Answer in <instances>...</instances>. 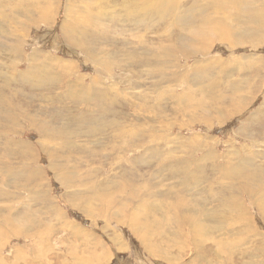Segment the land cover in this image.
Listing matches in <instances>:
<instances>
[{
  "label": "rangeland",
  "instance_id": "rangeland-1",
  "mask_svg": "<svg viewBox=\"0 0 264 264\" xmlns=\"http://www.w3.org/2000/svg\"><path fill=\"white\" fill-rule=\"evenodd\" d=\"M63 1L66 3L67 0H53L54 3L60 2V6ZM171 1L175 5L176 16L167 19L168 27L178 31L180 35L186 36V30L182 27L177 17L181 0ZM191 1L201 2L202 0ZM68 4L76 10H84L86 6H90L97 11L104 10L106 7L113 9L117 14H120L122 11L121 6L118 4V0H68ZM63 9L59 8L57 11L56 22L54 24L42 23L38 28L30 27L27 31L24 30L25 32L22 35V39L25 40V45L23 44L22 50L15 55L22 56L20 58L21 64L14 63L13 67H5V69L12 72L15 70L14 68L18 66L21 70H26V63H28L26 59L28 56L36 53L34 48L40 49L50 57L60 59L59 62L53 65L55 80L52 82L56 84L55 88L38 87L23 81L15 83V86L17 84V87L20 89L24 88L25 90L23 92L27 94L21 96L24 106L26 100H31V104L34 105L30 112H33L35 115H42L41 122H45L44 119H46L52 124V127L64 130L63 132H65V134L70 130H72L70 131L71 133L84 130L87 131V129L94 130L96 127L97 129L102 128V124L104 123V128L109 131L110 135L107 136L109 133L106 131V134L99 136V139L88 133H81L82 136L80 139L72 136L71 139L73 138L72 141L74 144L79 141L78 145L77 143L75 144V149L72 148L74 151L77 150L76 154L68 158H61L56 155L53 156L56 158H52L50 157L49 150L41 145H50L51 147L62 145L64 150L62 152L68 154V148L63 145V142L68 143V138H59L56 139L57 141L55 140L56 142L49 140L47 135H43L42 132L39 133L38 130L31 127L27 122L28 118L24 117L22 114L20 115L21 118L16 116L20 122L19 129L8 127L6 131V127H0V191L2 193V195L0 194V210H3L0 213V219L4 217L7 231L14 220H16L14 224L20 225L21 227L18 228L22 229L21 231L17 230L16 233L14 229L11 232L8 231L5 233V237L0 239V244L2 246H0V264H58V259L62 260L63 258L62 261L64 264H264V214H260V209L264 208V158L262 159V157H264V69L261 74L259 75L258 73L256 77L255 73L251 71L254 67L243 64L241 60L235 61L240 62L243 68L236 70L233 67L228 70V78L225 79L230 80V83L234 84V87L237 86L240 95L227 96L229 97V101L233 99L234 102L238 104L240 111L237 110L238 112L235 111L228 116L223 112L217 115L210 113L208 114L207 122L201 121L199 123L198 121L190 124V118L182 112L178 115H172L173 108H179L182 104V95H179V93L183 88H181L180 81L166 82L157 87L153 85L150 88L151 83L157 82L158 80L146 76V65L142 62L143 56L149 54L151 51H159L162 58L165 60L163 53L165 42L158 43L156 33L154 32L158 27V22L155 19L147 20V28L137 29L135 31L132 38L136 41H146L147 44L144 46L138 45L132 49L128 48L133 43L131 42V37L129 36L128 40H125L123 37V35H131V33L125 32L119 35L117 28L106 27L105 30H98L93 37H102L103 33L106 32V37H114L113 40L115 44L111 42L105 49H102L100 54H103L105 57L109 54L112 58L117 57L120 54V50L118 46L115 47V45H125L124 51L130 52L129 54H131L134 62L125 65V68L124 66L113 65L111 71L108 72L110 75L102 79L101 85L103 87L119 83L117 86H119L120 89H126L128 92H126L127 94H125V96L113 94L108 95L106 99H97L90 96V98L86 97L87 100L84 97V92V95H81V86L93 82L96 89L99 87L100 82L93 78L99 69V65L97 64L96 69H94L95 66L92 65L93 63L89 62L91 59L90 53L79 49H71L62 42V35L59 32L58 23L64 18ZM117 18L118 20L116 22H119L125 29L132 27V21H126L121 15ZM262 31L263 32L256 33L252 36L248 34L246 36L247 38H244L245 41L242 46L238 48L233 47V53L230 51L231 48L227 43L217 42L213 44L212 42L209 50L205 54L188 58L180 56L174 57V63L168 62V64L164 66V71L171 72L180 70L181 67L177 64L180 62L185 63L187 66H192L193 64L205 66L216 59H232L233 57L242 55L244 60H247L246 58L249 57L248 59H251L253 64L254 58L258 56L263 59L262 62L264 64V29H262ZM117 36L119 38H117ZM5 38V35L2 34L0 47L5 43ZM253 42H257L255 47L252 45ZM105 51H107V54H105ZM125 69L127 70L126 74L129 76L120 75V72L125 73V71H123ZM130 70L132 73H130ZM67 72L73 73L74 75L69 77L68 74L67 78L61 80L62 77L65 76L63 74L61 75V73ZM112 72L113 77L111 74ZM135 73L138 74V77L135 76ZM15 74L19 75V72ZM218 74L217 70L214 71L212 78H216ZM78 76H84V80H80ZM119 77H122L121 81L118 80ZM0 78V89L7 88L6 84L2 85L1 80L3 77ZM71 78L72 81L76 82V88H79L78 91L67 89L66 83H68ZM129 78L132 79L133 83ZM112 79L116 80L113 81ZM117 80L119 82H117ZM61 81H63L64 84ZM143 82H146V84L144 85ZM13 89L15 90V88ZM158 91L165 92L161 99L158 96ZM94 93H92V95ZM0 95L2 94L0 93ZM137 95H139V99ZM143 95L146 96V99H144L145 97ZM46 96L49 97V99H47ZM195 96L209 104H214L217 101L214 95ZM113 98L116 102L112 100ZM89 99H92V101L90 102ZM103 103H105L106 109L101 108L104 107L101 105ZM98 104H100L101 107H97L96 105ZM160 110L165 115V119L159 117L158 112ZM94 116L100 117L98 122H94ZM134 118L135 120H132ZM79 120H81V122H79ZM113 120L125 124L124 128L127 130H131V127L133 128L140 124L139 129L141 136L138 138L137 142L135 144L128 142L126 139L122 138L123 134L121 132L117 133L114 131L113 127L110 128L109 125L107 126L106 123ZM75 122H77L78 125L77 123L75 124ZM82 122H87L88 124L85 126V123L82 125ZM136 122H138V124ZM126 123L128 125H126ZM80 126H83L84 129ZM129 127L130 129H128ZM8 131H10V133H8ZM115 135L119 137L115 142L117 144L114 146L113 142L105 141V144H98L97 142V140L103 139V137H115ZM7 137L11 139L14 138L13 140L16 141H23L30 145L31 148L30 146L28 147L29 151L35 152L34 157L37 154L35 159L27 161L21 158V161H16L15 158L10 159L3 157L5 154H8L9 150V147L6 145ZM37 142L40 143V145ZM34 143L37 144V146ZM75 145L68 147H74ZM24 147H26V145H24ZM82 147H86L93 151L91 152L87 149L83 153V151H80ZM145 148H149L151 151L147 154H143ZM79 151L81 153H79ZM252 152L253 154L250 156ZM254 152H256V154H254ZM104 153L106 155H118L122 157L123 160L117 159L115 161L112 157L103 158ZM259 153H262L263 156L261 157ZM79 155H82L80 160H84V162L77 159ZM140 156H143V159L138 160L136 162L137 165H135V167L133 166V168L128 161L129 158ZM249 156L253 161L247 160ZM1 158H4V160ZM100 158L102 161H100ZM87 159H90V161ZM125 159H127L126 161L130 164L126 163ZM160 159L186 161L184 165L175 163L176 167L183 169L186 167L185 164H190L189 171L190 169L191 171H195L199 180L198 191L203 192L209 188L213 192L212 199H214V201L212 204L214 208L219 209V204H224L229 214H232V208L241 204V208L248 214L244 227L242 224L238 225V223H236L235 225L233 223L235 226L232 229H228L222 222L217 221V219L221 217L219 216L215 220L213 235L210 238L200 237L198 240L197 236H195L197 229H192L193 225L185 223L181 227V234L175 235L176 240L161 244V252L163 254L161 257L156 259L147 253L141 238L132 234V227L127 222V218L129 214L133 212V209H135L139 210L138 212L142 213L151 221L154 216L136 207L138 201L147 199L150 203H146L151 207L154 204L152 193L156 188L158 191L166 190L168 192L169 190V192H171L173 190L168 186L171 183V179L168 177V175H172L171 170L165 171L166 174L162 172L163 175L157 170L156 165L164 164L168 166L174 163L168 161H155ZM86 160L88 162H86ZM51 161H54L52 162L53 164H51ZM149 161H152L151 164H146ZM63 163H66V168H64L63 171H68V167H71L75 168L74 170L76 172L69 175L67 172V174L62 176L63 173H61L59 166H62ZM54 164L58 166H54ZM121 164L124 165L123 168L126 171H123L124 169ZM129 166H131V168ZM80 168L81 170H79ZM131 169H135V172L132 171L131 173ZM37 170H40V173L32 176ZM94 171H98L97 176L91 174V172ZM145 171H147V173ZM172 171L178 174L174 170ZM88 173H90V177L86 176ZM107 173H109V177ZM110 173L114 175H112V178ZM150 173H153V175ZM129 174H134L135 176H132L135 177V179ZM137 174L139 177L142 175V179L138 178ZM128 175L132 182L129 181ZM84 177H86V179ZM104 178H106V181ZM115 178L118 180H115ZM221 180L225 183H218L217 185V182ZM115 181L123 182L122 184H124V186L128 185V189L126 188L127 190L133 187L134 190H138L139 193L149 192L151 194L145 196L144 199L143 197L136 199L137 202L133 205L134 207L131 202L127 204L126 207L118 203L115 209L112 207L110 211L105 214V212L100 210V204L98 202L94 203L93 194L95 191L96 194L99 189L101 190L99 186L104 183H106V185H112L113 189H115L113 185ZM164 181L165 183H163ZM89 182H96L97 187L93 188L96 190H88V188H91V183ZM140 182L142 184H140ZM149 185L151 187H147ZM157 185L162 186L161 188L163 190H161L159 186L156 187ZM80 188L82 189L81 193L86 192V196L80 198L81 205L78 201L79 198H77L78 189L81 190ZM214 189L216 190L215 192ZM176 190L177 191L173 190L172 193L179 192L178 189ZM215 193H217L216 198L214 197ZM209 194H211L210 191ZM127 195V193L121 194L122 197H125V200L121 198L123 202L128 198ZM181 195H183V197L180 199L185 204L187 203L191 207L195 206V204L201 205L197 203L191 191H185V193ZM225 197H228V200ZM28 202L29 204L32 202V205L25 208L24 205ZM87 206H94L95 208L89 207L87 210H84ZM96 207H98V209H96ZM119 207L123 208V214L118 212ZM26 209L31 212L29 215ZM96 210H98V212ZM150 212H152V208ZM133 213L134 216L136 212ZM205 222L206 221H204V223ZM207 224L209 225L210 222L207 221L205 225ZM76 226L78 228L80 227L82 229L81 232L83 234L85 233V235L81 233L78 236V231H76L78 228L76 229ZM240 227H243L242 238L241 241L236 242L237 244L235 243V247H233L234 244H232L231 247L228 243L220 242L221 239H238L241 235ZM25 230L26 232L38 230L39 234L32 239L26 236V233H24ZM9 232L11 235L8 234ZM72 232H74V234ZM22 233L25 234V236H22ZM167 233L170 232L167 231ZM168 238L172 239V233L169 234ZM84 240L87 242H84ZM197 240L199 243L198 245L196 242ZM35 241L37 243H35ZM153 241L160 243L159 241ZM175 241L179 243L183 241L184 247H177L174 244ZM19 253L20 257L24 253L21 259L15 257V255ZM100 253L104 255L103 259L97 260L100 258ZM91 254L93 258L89 257Z\"/></svg>",
  "mask_w": 264,
  "mask_h": 264
},
{
  "label": "bare ground",
  "instance_id": "bare-ground-1",
  "mask_svg": "<svg viewBox=\"0 0 264 264\" xmlns=\"http://www.w3.org/2000/svg\"><path fill=\"white\" fill-rule=\"evenodd\" d=\"M59 3L60 2L54 3L53 0H3V1L0 0V21H3V22H0V31H1L0 32L1 33L0 39H1L2 34H4L6 37L5 38L6 40H4L5 43H3V46L0 47V77H3L1 80L2 85L3 84L7 85V88L0 89V93L2 94V95H0V127L1 128L6 127V131H7L8 127H15L17 129H19L20 122L18 121V118H16V116H19L21 118L20 115L22 114L24 117L28 118L27 122L31 127L38 130L39 133L42 132L43 135H47L49 140L56 142L57 141L56 139L63 138V137L68 138V143L63 142L64 147L68 148V151H67L68 154L62 152V151H64L62 145L55 146V147H51L50 145H41L44 148H47V150H49L50 157H52V158H56V157H53L54 155L59 156L61 158H68L71 155L76 154L77 150L74 151V149L76 147L75 144L77 143V145H78L79 141L74 144L72 141L73 138L71 139L72 136L74 138L80 139L82 136L81 133H85V134L88 133L89 135L98 137V139H99V136H101L102 134H106V131H108V130H105L104 123H103L102 128L97 129V127L95 126L96 129H94V130L87 129V131L84 130L81 132L77 131V132H71V133H70V131H72V130H70V131H68V133L65 134V132H63L64 130H59V129H55L54 127H52V124L49 121H47L46 119H44L45 122H41L40 121L42 119L41 114H40L41 116H39V115L33 114V112H30V110H32V107L34 105V104L33 105L31 104V100L30 101L26 100L25 106H24V103L22 102L21 96L27 95V94H25L23 92L25 90L24 88H21L22 89L21 90L19 87H17V84L15 86V83L18 81H20V82L23 81L25 83L27 82V83H30L31 85L38 86V87L41 86V87H45V88H48V87H54L55 88L56 84H54L52 82L53 80H55V75H54L55 71L53 70V65H55L56 62H59L60 59L50 57L49 55H46L45 52L41 51L40 49L34 48V51L36 53L28 56L26 59V61L28 62V63H26L27 64L26 70H21L18 66H16V68H14L15 70H13V71L11 70L12 72L7 71L5 69V67H9V68L11 66L13 67L14 63L15 64L16 63L21 64L20 58L22 56H15V55L22 50V46L25 43V40L22 39V35L25 32L24 30L27 31L30 27H37L38 28L42 23L43 24H54L56 22V13L59 10V8L60 9L64 8L63 9L64 10V18H62L60 23H58L59 32L62 35V37H61L62 42H64V44L68 45L71 49H79L81 51L90 53L91 59L89 60V62L93 63L92 65L95 66L94 69H96L97 64L99 65V69L93 78L95 80H97L98 82H100V85L96 89L93 82H91L88 85L83 84L81 86V95H84V93H85V96H84L85 98L86 97L90 98V96H91L92 98L94 97L97 99L98 98L106 99V98H108L107 97L108 95H113V94H116L118 96L119 95L125 96V94H127L126 92H128V91L126 89H120V87L117 86V84H119V83H117L116 85L111 84L110 86L106 85V86H103L104 87L103 88L101 85L102 79L105 78L106 76L110 75V73H108V72L111 71V68L113 67V65H115V66L118 65L121 67L124 66V68H125L126 67L125 65H129V64L134 62L131 54H129L130 52L128 53L126 50L124 51L125 45H123V46H119L118 44L115 45V47L118 46V48L120 50V54L117 57L112 58L110 54L105 57L103 54H100L102 49H105L108 46V44H110L111 42H113L112 44H115L114 40H113L114 37L108 38V37H106V32H104L102 37L95 38L93 36L96 34V32L98 30H105L106 27H111V28H115V29L117 28L119 35H121L122 33H125V32L131 33V35H123V37L125 38V40H128L129 36L131 37V40H132L131 42H133V43L128 48L132 49L135 46H138V45L144 46L147 44V42L143 41V40L142 41L134 40L132 38V36L137 29L147 28V26H148L147 20H152V19H155L158 22V27L154 31L156 33L157 42L158 43L165 42V48L163 51L164 56H165V60L162 58L161 53L159 51H151L149 54L142 57V62L146 65V76L148 78L151 77L152 79L155 78L158 80L157 82H152L150 88L153 85L155 87H157V86H160L161 84L166 83V82L170 83V82H176V80H179L181 83L180 84L181 88H183L179 93V95H182V104L179 108H173L172 115L173 114L178 115L180 112H182L183 114H185L187 117L190 118V120H189L190 124H193L194 122H198V121H199V123L201 121L207 122L208 121V114H210V113L217 115L218 113L223 112L226 116H228V115H231L235 111L240 109L238 104L235 103L233 99L229 101V97L227 96V95H240L238 93L237 86L234 87L233 86L234 84L230 83V80L225 79V78H228V75H227L228 70L232 69L233 67L236 70H240L243 68L241 66L240 62H235V61L241 60V62L243 64L254 67L253 69H251V71L253 73H255L256 77L258 76V73L260 75L262 70L264 69V64L262 62L263 59H261L260 57L257 56V58H256L254 56L255 58L253 60V62H254V64H253L251 59H248L249 58L248 56L245 55L248 58H246L247 60H244L243 55H242V56H238V57H233L232 59H224V58L216 59V60L212 61L209 65H205V66L194 65V64L192 66H187V65H185V63L180 62V63H177L179 65V67H181L180 70H174L171 72H165L164 71V66L166 64H168V62L174 63V57H176V56L188 58V57H193V56H197L200 54H205L209 50L212 42H213V44L217 43V42L218 43H220V42L227 43L231 48L230 51L233 53L234 52L233 47L238 48L239 46H242L244 44L243 42L247 38L246 36L248 34L252 36L256 33L263 32L262 29H264L263 28L264 27V0H202L201 2H192L191 0H181V4L179 6V12H178L177 17H178V20H179L180 24L182 25V27L186 30V33H185L186 36H184V35L182 36V35H180V33L178 31H175V30L168 27L167 19L169 17H175L176 16L175 5L171 0H118V4L121 6V9H122L120 14L115 13L113 11V9L108 8V7H106L104 10H101V11L94 10L90 6H86L84 10H76L71 5L68 4V0L66 1V3H65V1H63L61 6ZM54 9H55V11H54ZM120 15L123 16V18L126 21H130V22L132 21V27L125 29L123 26H121V24L119 22H116L118 20L117 17ZM2 23H3V25H2ZM48 26H51V25H48ZM18 30H20V31H18ZM117 38H119V37L117 36ZM25 39H27V38H25ZM252 45L255 47L257 45V42H253ZM105 54H107V51H105ZM127 60H129V61H127ZM183 69H184V71H183ZM216 70L219 74L216 78H212V74ZM123 71H125V73L120 72V75L129 76L126 74V71H127L126 69ZM16 72H19V75H16L15 74ZM20 73H21V76H20ZM130 73H132V71ZM62 74L65 76H63L61 80H63V78H67L68 74H69V77L74 75L73 73H68V72L67 73H61V75ZM111 74L113 77V72ZM56 76H58V75H56ZM135 76L138 77V74L135 73ZM238 76H239V74H238ZM147 77H146V79H147ZM78 78L80 80H84V76H78ZM79 79H77V80H79ZM121 79H122V77L118 78V80H120V81H121ZM130 79L131 78H129V80ZM115 80H113V81H115ZM118 80H117V82H119ZM61 82L63 83V81H61ZM131 82H132V79H131ZM112 83H114V82H112ZM143 84L145 85L146 82L145 83L143 82ZM114 85L117 86L118 88L115 87ZM140 86H141V84H140ZM66 87H67V89H74L75 91L79 90V88H76V82L72 81V78L69 79L68 83H66ZM13 88H15V90ZM134 90H136V89H134ZM92 93H94V94L92 95ZM132 94H133V92H132ZM158 94H159L158 95L159 98L161 99L162 95H164L165 92L164 91H158ZM195 95H214L216 97L217 101L214 104H209L206 101L197 98ZM132 96H134V95H132ZM144 97H145L144 99H146V96H144ZM46 98L49 99V97H47V96H46ZM137 98L139 99V95H137ZM112 100L115 101L114 98ZM121 100H123V99H121ZM89 101L91 102L92 99H89ZM96 103H97V101H96ZM101 105L104 107H101ZM101 105L98 104L96 106L101 107L103 109L107 108L105 106V103H103ZM117 108H118V106H117ZM41 111H42V109H41ZM109 111H111V110H109ZM94 112H95V110H94ZM158 114H159L160 118H162V119L166 118L161 110L158 112ZM84 115H85V113H84ZM99 115H102V114H99ZM107 115H108V111H107ZM61 118H62V116H61ZM88 118H89V116H88ZM91 118H92V116H91ZM99 118L100 117H98V116L95 117L94 122H98ZM132 120H135V118ZM77 122H78V120H77ZM77 122H75V124ZM79 122H81V120H79ZM83 123H85V122H82V125H83ZM105 123H106V121H105ZM136 123L138 124V122H136ZM86 124H88V123L86 122L85 126H86ZM106 124H107V126L109 125L110 128L113 127L115 132H117V133L121 132L123 134L122 138L126 139L128 142H130L132 144H135L137 142L138 138L141 136L140 129H139L140 124L137 125L138 128H137V126L136 127L134 126L133 128L131 127V130L125 129L124 128L125 124H123L120 121H114L113 120V121H110ZM77 125H78V123H77ZM89 125H90V123H89ZM126 125H128V124L126 123ZM95 127H93V128H95ZM89 128H91V127H89ZM72 129H74V128H72ZM83 129H84V127H83ZM128 129H130V127ZM8 133H10V131H8ZM108 133H109V131H108ZM108 135H110V133L107 134V136ZM118 137L119 136L115 135V137L109 136V137H103V139L101 138L100 140H97V139L96 140H97L98 144L99 143L105 144V141L113 142L114 143L113 146H114L117 144L115 142L118 140ZM13 139H11L9 137L6 138V145L9 147V150H8V154H5L3 157L10 158V159L15 158L16 161H21L20 160L21 158L26 159L27 161L35 159L37 154L34 157L35 152L29 151L28 147L30 145L26 144L23 141H16ZM90 139H91V137H90ZM65 140H67V139H65ZM93 140H95V139H93ZM59 142H60V140H59ZM61 142H62V140H61ZM95 142H93V143H95ZM38 144L40 145V143H38ZM24 145H26V147H24ZM35 145L37 146V144H35ZM73 145H75V146L74 147H68V146H73ZM85 145H87V144H85ZM30 148H31V146H30ZM72 148H74V149H72ZM87 149L88 148H86V147H82V149H80V151L81 152L83 151V153H84ZM91 149H93V148H91ZM102 149H104V148H102ZM102 149H101V151H102ZM88 150H90V149H88ZM80 151H79V153H81ZM149 151H151V149L145 148V152H143V154H147V153H149ZM252 154H253V152L250 154V156ZM254 154H256V152H254ZM259 154H258V156H259ZM260 155H261V157L263 156L262 153ZM81 156L82 155L77 156V159L80 160ZM250 156L247 160L253 161V159ZM105 157H112L113 159H115V161L117 159H119L121 161L123 160V158L118 156V155H109V154L106 155L104 153L103 158H105ZM263 158L264 157H262V159ZM1 159L4 160V158H1ZM142 159H143V156H140V157L131 158V159L129 158L128 161L131 163L132 167L133 166L135 167V165H137L136 162L138 160H142ZM87 160L90 161V159H87ZM87 160H86V162H88ZM126 160L127 159H125V161ZM80 161L84 162V160H80ZM100 161H102L101 158H100ZM105 161H107V160H105ZM128 161H126V163L130 164ZM155 161H162V162L168 161V162L174 163V164H169L168 166H166L164 164L156 165V166H157V170L161 173L162 172L164 173L165 171L171 170L172 175H168L169 179H171L170 180L171 183L169 182L170 184L168 183L169 184L168 186H170L169 188L173 189L174 191H177L176 189H178L179 192L178 193H172L173 190L171 192H169V190H168V192L166 190H164L166 192L158 191L156 188V190L152 193L153 194L152 195L153 196V203H154L153 206L150 207L148 205V203H146V202H149V200H147V199L138 201V203L136 204V207L141 208V209L145 210V212H149L152 214V216H154L151 221L146 216H144L142 213L138 212L139 210L133 209V212H136V214L134 216H133V214H134L133 212H131L129 214V216L127 218V222L132 227L131 232L135 236L141 238V240L144 244V247H146L147 253H149L150 255H152L156 259L161 257L163 255L161 252V244H163L167 241L173 242V240H176L175 235L181 234V230H182L181 227L185 223L193 225L192 229H197V233L195 234V236H197L198 240L200 237L210 238L213 235L214 228H215V220L219 216H221V217L218 218L217 221L222 222L225 225V227L228 229H232L236 225V223H238V225L242 224V226L244 227L248 214H246L247 212L241 208V204H238L232 208V210H231L232 214H229V212H228V210L224 204H219V207H220L219 209L214 208V206L212 204L214 201V199H212V193L213 192L209 188L203 192L198 191L199 190V183H198L199 180H198V177H197L195 171H191V169L189 171L190 164L189 165L185 164L186 165L185 169L178 168L175 165V163L176 164L181 163V165H184V163L186 161L184 162L182 160H165V159H163V160L160 159V160H155ZM52 162H54V161H51V164H53ZM151 162L152 161H149L146 164L150 165ZM65 164L66 163H63L62 166H59L61 169V173H63L62 176L67 174V172H68V175L73 173V172H76L74 170L75 168H71L68 166H67L68 171H63V169L66 168ZM124 164H125V162H124ZM109 165H112V164H109ZM54 166H58V165L54 164ZM123 166L124 165H122V168H123ZM178 166H179V164H178ZM79 167H81V166H79ZM129 167L131 168V166H129ZM130 168H129V170H130ZM113 169H115V168H113ZM79 170H81V168ZM134 170L131 169V173ZM172 170H174L178 174L174 173ZM110 171L112 172L111 169H110ZM123 171H126V170L124 169ZM139 171H140V169H139ZM147 171H145V172L147 173ZM83 172H84V170H83ZM113 172H114V170H113ZM39 173H40V170H37L32 174V176H35V174L37 175ZM97 173H98V171L91 172V174H94L96 176H97ZM139 173H141V172H139ZM108 174L109 173H107V175ZM150 174L153 175V173H150ZM165 174H166V172H165ZM89 175H90V173H88V175H86V176L90 177ZM112 175L113 174H111V178L114 176V175L113 176ZM129 175H131V174H129ZM129 175H128V177H129ZM132 175H134V174H132ZM108 177H109V175H108ZM121 177H124V176H121ZM137 177L141 178L142 175L139 177L137 174ZM84 178L86 179V177H84ZM133 178L135 179V177H133ZM152 178H154V177L152 176ZM79 179H81V178H79ZM163 179H165V178H163ZM104 180L106 181V178H104ZM112 180H114V179H112ZM115 180H118V179L115 178ZM172 180H173V182H172ZM129 181L132 182V180H130V177H129ZM129 181H127V182H129ZM155 181L157 182L156 179H155ZM89 183H91V182H89ZM122 183L119 181H115L114 184L111 183L114 185L115 189H113L112 185H106V183H104V184H101L99 186V188H101V190L99 189L96 194H95L96 191L94 192V194H93L94 203L98 202L100 204L99 205L100 210L105 212V214H107L112 207H113V209H115V206L118 205V203H121L126 207V205L131 202L132 206H133L137 202L136 199H138V198L140 199L142 197L144 199L145 196L151 194L149 192L139 193V191L134 190L133 187L130 188V190H127L128 185H126V183H125L126 186H124V184H122ZM135 183H137V182H135ZM163 183H165V181ZM218 183L224 184L225 182L221 180V181L217 182V185H218ZM108 184H110V183H108ZM140 184H142V183L140 182ZM145 184H147V183H145ZM68 185H70V184H68ZM150 185L147 187H151ZM158 186L159 185H157L156 187H158ZM95 187H97L96 182L91 183V188H88V190L91 189V191H92V189ZM159 187L161 188L162 186H159ZM93 190H96V189H93ZM161 190H163V189L161 188ZM81 191H82V189L81 190L78 189V194H77V198H79V200L78 199L77 200L79 201L80 205H81L80 198L86 196V192L81 193ZM140 191H142V190H140ZM185 191H191V193L195 197V200L197 201V203H200L201 205L195 204V206L191 207L187 203L185 204L184 202H182V200L180 198H182L183 195H181V194H184ZM209 191L211 194H209ZM215 191L216 190L214 189V192ZM3 192L6 193L5 191H3ZM150 192H152V191H150ZM218 192H219V190H218ZM122 193L128 194L127 195L128 198H126V201H124V202L121 199V198H123L125 200V197L121 196ZM0 194L2 195L1 191H0ZM6 194H8V193H6ZM214 197L215 198L217 197V193H215ZM225 198L228 200V197H225ZM164 201H165V203H164ZM33 202H34V200H33ZM31 203L30 204H29V202L26 203L24 205L25 208L32 205ZM94 206L93 207L87 206L84 208V210H87V208H89V207L95 208ZM97 206H98V204H97ZM80 208H81V206H80ZM151 208H152V212H150ZM96 209H98V207H96ZM93 210H95V209H93ZM93 210H91V211H93ZM1 211H3V210H0V213H1ZM96 211L98 212V210H96ZM26 212H28V215H29V213H31L27 209H26ZM118 212L120 214H123V212H124L123 208L119 207ZM260 214H264V208L260 209ZM263 219H264V217H263ZM15 221L16 220H14V222L10 225L8 231L11 232L14 229L15 233H16L17 230L18 231L22 230V229L18 228V227H21L20 225L14 224ZM204 221H206L205 223H207V221H209L210 224L205 225ZM71 225H70V227H71ZM243 227H240L241 235L239 236V238L237 237L238 239H232V240L231 239H226V240L221 239L220 242L228 243L231 247H232V244H234L233 247H235L236 246L235 243L238 241H241ZM75 228L77 229L78 227L76 226ZM75 228H73V229H75ZM79 228L76 230V231H78L77 232L78 236H79V234L82 233L81 232L82 229L81 228L79 229ZM216 228H217V225H216ZM71 230H72V228H71ZM220 230H222V229H220ZM8 231H7L5 219L3 217L2 219H0V239L4 238L5 233ZM167 231L172 233V239L168 238L170 233H167ZM10 232L8 234H10ZM13 233H14V231H13ZM24 233H26L27 237L29 236L30 238L33 239L39 234V231L36 230L33 232H28V231L26 232V230H25ZM72 233L74 234V232H72ZM21 235L25 236V234H23V233ZM82 235H85V233L84 234L82 233ZM91 237H94V236H91ZM17 238H18V236H17ZM42 239H43V237H42ZM153 240L159 241L160 243L154 242ZM198 240L196 241L197 245L199 244ZM85 241L86 240H84V242ZM35 243H37V242L35 241ZM174 244L177 247H184L183 241L180 243L175 241ZM32 245H33V242H32ZM0 246H1V244H0ZM40 246H41V243H40ZM34 247L36 248L35 245H34ZM42 248H43V246H42ZM46 248H47V246H46ZM197 248H198V246H197ZM181 249H183V248H181ZM35 251H36V249H35ZM180 251H182V250H180ZM23 255H24V253L21 255V257ZM38 255H39V253H38ZM40 255H42V254H40ZM99 255H100V258H98L97 260H102L104 255H102V253H100ZM15 257L21 259L20 253L15 255ZM89 257L93 258L92 254ZM62 258H63V256H62ZM22 260H24V259H22ZM62 260L58 259V262H59L58 264H64V262ZM90 261H93V260H90ZM193 264H195V263H193Z\"/></svg>",
  "mask_w": 264,
  "mask_h": 264
}]
</instances>
